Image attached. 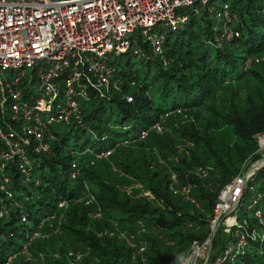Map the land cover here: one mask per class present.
<instances>
[{"label": "trees", "instance_id": "16d2710c", "mask_svg": "<svg viewBox=\"0 0 264 264\" xmlns=\"http://www.w3.org/2000/svg\"><path fill=\"white\" fill-rule=\"evenodd\" d=\"M221 1L235 16L238 37L217 46L212 14L201 8L198 19V12L185 8L186 23L165 33L167 66L141 60L147 68L141 77L129 68L132 55L126 54V63L116 66L121 90L82 102L86 126H55L50 153L33 156L32 177L40 182L23 184L14 174L8 190L20 208L0 218V264L9 257L10 264H68L53 260L49 250L61 255L62 249L81 246L87 251L83 264H175L194 241L207 236L218 193L256 150L254 135L264 132V62L244 69L247 56L264 53V0ZM127 94L133 96L131 102ZM160 115L171 132H150L144 141L122 144L159 122ZM172 172L178 186L191 185L195 202L173 194ZM263 177L264 168L249 185L258 183L264 194ZM87 193L95 197L94 203L79 201ZM61 200L68 201L66 208L58 207ZM250 201L247 189L232 228L245 244L237 253L228 252L219 240L212 245L208 264L216 258L220 264H264V219L260 223L247 209L256 208ZM99 205L102 218H90ZM50 216L54 218L47 221ZM227 241L235 243L236 237Z\"/></svg>", "mask_w": 264, "mask_h": 264}, {"label": "built area", "instance_id": "2783aa9c", "mask_svg": "<svg viewBox=\"0 0 264 264\" xmlns=\"http://www.w3.org/2000/svg\"><path fill=\"white\" fill-rule=\"evenodd\" d=\"M195 2L203 6L208 0H0L2 188L14 174L21 176V181L34 180L37 184L32 177V165L25 156V147L33 143L35 151L48 153L54 135L46 132V127L53 129L60 121H67L68 116L78 117L82 111L80 104L88 99L87 86L90 82L98 88L109 86L110 67L103 58L107 51L119 53L133 48L135 53L143 52L142 47L131 43L128 33L133 29V32L144 35L152 52L160 56L165 40L161 29L177 30L179 24L187 19V14H181L182 10ZM228 9L226 1L219 6L212 4L209 8L214 17L222 20L220 27L213 26L215 38L227 42L239 36V31L232 25L235 16ZM195 11L198 12L197 8ZM263 60L264 56L251 55L244 61L245 67ZM33 75L39 77L40 83L32 79ZM53 107L57 109L56 114H51ZM152 128L161 132L162 124ZM145 135L146 132H142L141 137ZM259 142L264 144V133ZM198 171L205 173L201 168ZM254 172L251 167L243 169L241 166L232 181L221 189L214 204L213 220L210 221V226H213L223 211L227 214L226 218L230 216L229 234L236 237V253L245 244L243 235L232 229L237 223L236 207L243 188L252 180ZM171 177L175 182V175ZM170 189L183 200L195 202L190 195V185L181 189L171 185ZM248 189L251 204L256 206L252 215L263 223L264 210L259 205L264 206V195L258 190V183L249 185ZM92 199L93 196L87 193L80 201L84 200L87 205L92 203ZM12 202L10 190L0 194V218L10 215L6 205H12ZM67 205V200L58 203L59 208H66ZM53 218L50 216L47 221ZM262 232L260 236L264 237V228ZM206 246L207 241H194L184 259L175 264H200V259L205 257ZM143 249L140 241L139 251ZM86 254V250L69 249L65 252L72 262L68 264H77ZM10 261L9 257L4 264H10ZM217 261L216 264H220L219 258Z\"/></svg>", "mask_w": 264, "mask_h": 264}, {"label": "rangeland", "instance_id": "374dc122", "mask_svg": "<svg viewBox=\"0 0 264 264\" xmlns=\"http://www.w3.org/2000/svg\"><path fill=\"white\" fill-rule=\"evenodd\" d=\"M220 2V0H217V3H219ZM225 1H221L220 2V4L219 5H222V3H224ZM200 3H197V2H195L194 3V5L193 6H188L187 8L191 11V13H193V14H196L197 12L195 11V9L197 8V11H198V14H197V18L199 19V16L201 15V8H204V10H206L208 13H209V15H211L212 13H210L209 12V8H210V6L212 5L210 2H209V0H208V3L207 4H205V5H203V6H200L199 5ZM218 5V6H219ZM228 6H229V4H228ZM229 10V9H228ZM183 12H181V14L182 15H185L187 12H184V10H182ZM200 12V13H199ZM190 15V14H189ZM186 16V15H185ZM187 17H188V15H187ZM211 17H213V19H215V21H214V23H213V25L212 26H218V27H220V25H221V23H222V20H218L216 17H214V15L212 14L211 15ZM182 24V23H181ZM181 24H179L180 26H181ZM179 26V27H180ZM171 29V28H170ZM171 30H173V29H171ZM234 39V38H233ZM252 55H254V54H252ZM249 56H251V55H249ZM249 56H247L246 58H245V60L244 61H246V59L249 57ZM262 56H264V53L263 54H261L260 55V58L262 57ZM128 57H129V55H124V56H122V57H118L117 58V61L118 62H120L121 64H125L126 63V61L128 60ZM139 61H141V60H137V58L135 57V56H132L131 58H129V68L134 72V74H137L138 76H141V77H143L145 74H146V70H147V68H145L144 66H143V64L141 63V62H139ZM264 62V60L263 61H259V62H256V63H254L252 66H255V65H257V64H259V63H263ZM155 73V68L152 66V67H150V69H149V72H148V75H149V77L151 78L152 77V75ZM126 99V101L127 102H131L132 100H133V98L131 99V100H128L127 98H125ZM176 112H178V113H180V114H182V111L180 110V109H177L176 110ZM184 112V111H183ZM170 113V112H169ZM167 115V114H166ZM164 115H160L159 116V123H161L162 124V131L161 132H158L156 129H154V128H152V127H147L146 129H143V130H141L140 132H139V134L134 138V139H132V140H125V141H122V144H129V143H131L130 141H132L133 143H135L136 141H144L146 138H147V136L149 135V133L150 132H154L155 134H158V135H163V133L164 132H171L172 131V129H170V131H168L169 130V128L165 125V123H164V118H165V116L163 117ZM182 116H185L184 114H182ZM115 118V116L113 117V119ZM59 126V125H58ZM57 127V126H56ZM142 132H146V135L144 136V137H141V135H142ZM75 133V130H73V132H72V134H71V138H70V142H72L73 141V134ZM264 132H259V133H256L254 136H255V139H256V143H257V148H256V150L251 154V155H249L248 157H246V159L242 162V164L240 165V168H241V166L243 167V169H249V167H251V169H252V171L254 172V175L259 171V170H261V169H263L264 168V144L263 145H261L260 143H259V141H258V139H259V137L263 134ZM87 133H85V135H86ZM85 135H83V136H85ZM93 136V135H92ZM91 136V137H92ZM49 142V141H48ZM180 143H185V146H191L192 145V142L190 141V140H185V139H181L180 141H179ZM73 143V142H72ZM180 143H178V144H180ZM50 153V152H49ZM98 158H100V155H96ZM103 157H105V155L103 156ZM175 161H177V159L175 160ZM240 168H239V170H240ZM238 170V171H239ZM31 172H33V168L31 169ZM172 175H175V182L173 181V179H172ZM171 176H170V178L172 179V183H171V185H173L174 186V188L176 187V188H178V189H181V188H183V187H186L187 185H190V184H183L182 186H178V184H177V176H176V173L175 172H172V174H171ZM16 177H12V180H14ZM264 178V177H263ZM17 179L18 180H22V177L21 176H17ZM232 181V180H231ZM40 181H37V184L39 183ZM230 182V181H229ZM228 182V183H229ZM262 181H259V186L262 184L261 183ZM36 184V185H37ZM227 184V183H226ZM225 184V185H226ZM29 185V184H28ZM170 185V186H171ZM224 185V186H225ZM224 186H222V188L224 187ZM190 187H191V185H190ZM221 188V189H222ZM221 191V190H220ZM128 192H130V190L128 189ZM142 193L144 194V195H150V192L149 191H142ZM220 193V192H219ZM219 193H218V195H219ZM93 201H92V203H94V200H95V197L93 196V199H92ZM80 201V200H79ZM248 202V197H246V200L244 201V203L246 204ZM7 203V202H6ZM13 203V202H12ZM92 203H90V204H92ZM7 206V208H8V215L10 214V212H11V209L13 208V207H16V208H20V206L19 205H16V204H12V205H6ZM214 208V207H213ZM101 209V206L99 205V209H98V211L96 210L95 212H89V217L90 218H93V219H101L102 217L100 216L101 215V212H102V209ZM251 213H252V211L251 210H249ZM212 213H213V211H212ZM226 216H227V214L225 213V211H223V212H221L220 213V216H219V219L216 221V223L212 226V224H211V226H210V224H208V234H207V236L202 240L203 242H205V241H207V246H206V252H205V257L203 258V259H200V260H206V264H208V262H209V260H210V258H211V252H212V249L210 250V248H211V245H215V244H217V242H219V240H220V242H222V245H223V247H222V249L223 250H227L228 252L229 251H231V248H232V243L231 242H228L227 241V237L228 238H230L231 237V235L229 234V231H230V225H231V222L229 221V217L230 216H228L227 218H226ZM8 217V216H7ZM214 218V217H213ZM213 220V219H212ZM212 220H210V221H212ZM100 227H103V225L101 224V226ZM92 231L97 235V236H100V231L99 230H94V229H92ZM116 234H119V231L118 230H116V231H114ZM262 233L263 232H261L260 233V235H262ZM103 234H106V235H109V233H107L106 231H103ZM114 235V234H113ZM129 244H131V243H129ZM227 244H229V246L227 245ZM70 248H66V249H62L63 250V252L62 251H60V254L61 255H58V253L56 252V251H52V250H49V255L51 256V258L53 259V260H57V259H60V260H64L66 263H69V262H71V259H69L67 256H65V251H68ZM73 251H84L85 252V246H81V247H78V249H72ZM221 252H222V250H220ZM210 252V253H209ZM63 255L65 256L64 258H62L63 257ZM209 256V257H208ZM87 257V254L84 256V259ZM83 259V260H84ZM82 260V259H81ZM78 261V263L77 264H83V260L82 261ZM199 260V261H200ZM41 262V261H40ZM210 262H213V260H211ZM218 261H217V258L215 259V264L217 263ZM72 263V262H71ZM201 264V263H200Z\"/></svg>", "mask_w": 264, "mask_h": 264}, {"label": "bare ground", "instance_id": "6f19581e", "mask_svg": "<svg viewBox=\"0 0 264 264\" xmlns=\"http://www.w3.org/2000/svg\"><path fill=\"white\" fill-rule=\"evenodd\" d=\"M185 10V9H184ZM187 21V19H186ZM186 21L183 23V25L186 23ZM168 29L167 28H163L161 29V33L163 34L164 38H165V33ZM128 35H130V40H131V43L134 45V44H137L139 45L140 47L143 48V52H140V53H135L133 48H130L129 50L125 51V52H119V53H115L114 51L110 50V51H107L104 55V59L106 61V64L107 66L110 67V84L107 88L105 87H101V88H98L96 86H94L92 84V82L89 83V85L87 86V94H88V99L85 100L86 102L87 101H90L93 97H97V96H100V97H105L106 95H110L111 93H115V92H119L121 90V80L117 77L116 75V66L118 65V61H117V58L118 57H122L126 54H131L132 56H135L137 58V60H151V59H155L157 60L161 65L163 66H167L169 64V59L167 58V54H166V51L164 49V46H162V53L160 54V56H162V58H160L159 55H155L152 50L149 48V44H148V41L146 39V37L144 35H140L138 34L137 32H133V29L130 30V32L128 33ZM39 36L41 37L42 34L41 32H39ZM214 41L216 42L217 46L223 44V43H226L227 41L226 40H220V39H217V38H214ZM100 46V44H99ZM55 59H57V57H55ZM49 63H51V60H48ZM46 64V63H45ZM244 69L246 70L247 68L244 66ZM32 79L36 82H39L40 83V79L38 76L36 75H33L32 76ZM84 80V79H83ZM82 80V81H83ZM131 84H135L134 81L131 82ZM18 88H20V86H18ZM125 98H133L132 95H125L124 96ZM43 108V106H41ZM57 113V109L56 107H53L51 109V114H56ZM81 114H82V111H80L78 113V117H73V116H68V119L67 121H60L58 124H65V125H70V124H73V125H76V126H82V127H85L86 124L84 123L82 117H81ZM159 122H155L153 123L152 125H150V127H154L156 124H158ZM46 132H52V134L54 135V138H55V133L53 132L52 128L50 126H47L46 129H45ZM53 138V139H54ZM51 139V140H53ZM50 140V141H51ZM259 141V139H258ZM260 143V142H259ZM49 147H50V143H49ZM25 156L27 157V160L29 161L30 165L32 164V159H33V156L34 155H37V154H45L43 153V151H35L34 150V144L31 143L30 145L26 146L25 147ZM50 152V150H49ZM48 152V153H49ZM102 156H104L102 154ZM239 172V171H238ZM238 174V173H237ZM236 174V175H237ZM235 175V176H236ZM256 175V174H255ZM255 175L253 176V180H254V177ZM234 176V177H235ZM233 177V178H234ZM232 178V179H233ZM26 179H28L26 177ZM263 180V178L261 179V181ZM12 181V180H11ZM11 181L7 184H4V187L2 188V186L0 185V194L3 193L5 190L9 189V186H10V183ZM250 181V180H249ZM249 181L247 182L246 186L243 188V191H242V195L244 194L245 190L248 189L249 187ZM23 184H27L29 181L27 182H24V181H21ZM249 190V189H248ZM259 190V189H258ZM260 192H262L261 190H259ZM250 192V191H249ZM263 193V192H262ZM241 195V197H242ZM264 195V194H263ZM241 197L239 199V202L237 204V207H236V212H237V208L240 206V200H241ZM217 198H218V195H217ZM217 201V199H216ZM251 202V201H250ZM216 203V202H215ZM197 205V203H196ZM250 205L247 206V209L250 210L251 209V206L249 207ZM261 206H263L262 204L259 205V208H261ZM252 213L254 210H251ZM235 212V214H236ZM251 213V214H252ZM212 219V218H211ZM210 224V223H209ZM236 243V242H235ZM234 244V243H232ZM229 246V244H227ZM234 247L231 248V250H235V244L232 245ZM212 249V245H211V248L210 250ZM210 253V252H209ZM206 260H202L200 261L201 264H204ZM206 264V263H205Z\"/></svg>", "mask_w": 264, "mask_h": 264}, {"label": "water", "instance_id": "95a60500", "mask_svg": "<svg viewBox=\"0 0 264 264\" xmlns=\"http://www.w3.org/2000/svg\"><path fill=\"white\" fill-rule=\"evenodd\" d=\"M209 257V256H208ZM206 263V261L204 262V264Z\"/></svg>", "mask_w": 264, "mask_h": 264}]
</instances>
